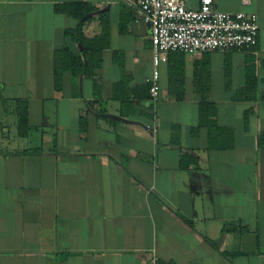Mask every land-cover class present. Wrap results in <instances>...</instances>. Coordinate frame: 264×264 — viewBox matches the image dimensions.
<instances>
[{
	"label": "crops",
	"instance_id": "obj_1",
	"mask_svg": "<svg viewBox=\"0 0 264 264\" xmlns=\"http://www.w3.org/2000/svg\"><path fill=\"white\" fill-rule=\"evenodd\" d=\"M73 3L105 47L56 82ZM214 5L256 15L255 47L160 54L153 105L135 0H0V264H264V0Z\"/></svg>",
	"mask_w": 264,
	"mask_h": 264
},
{
	"label": "built area",
	"instance_id": "obj_2",
	"mask_svg": "<svg viewBox=\"0 0 264 264\" xmlns=\"http://www.w3.org/2000/svg\"><path fill=\"white\" fill-rule=\"evenodd\" d=\"M135 9L151 32L149 98L153 105L160 101V54L250 51L257 42L259 25L254 13L223 12L215 8L214 0H197L195 9L187 7V0H135Z\"/></svg>",
	"mask_w": 264,
	"mask_h": 264
},
{
	"label": "trees",
	"instance_id": "obj_3",
	"mask_svg": "<svg viewBox=\"0 0 264 264\" xmlns=\"http://www.w3.org/2000/svg\"><path fill=\"white\" fill-rule=\"evenodd\" d=\"M58 12L65 13L66 15L79 21L78 25L72 29L63 30L66 46L56 54L54 62V75L56 82L61 79L62 75L69 72L73 76L79 75L82 71L86 74H91L93 68H96L101 63V53L105 44L101 40L86 39L83 35V21L84 17L88 14L83 4H65L56 6ZM80 46V50L77 48ZM152 46V45H151ZM85 57V65L82 61L81 52ZM85 66V70H84ZM254 78L250 77L248 81L249 86H253ZM15 111L17 114V134L20 138L27 137L29 131L28 124V105L23 100L15 102ZM214 113L211 107L202 106L199 110L200 125H205L210 131L216 130L218 133H223L224 130L218 129Z\"/></svg>",
	"mask_w": 264,
	"mask_h": 264
},
{
	"label": "rangeland",
	"instance_id": "obj_4",
	"mask_svg": "<svg viewBox=\"0 0 264 264\" xmlns=\"http://www.w3.org/2000/svg\"><path fill=\"white\" fill-rule=\"evenodd\" d=\"M192 7H194V6H192Z\"/></svg>",
	"mask_w": 264,
	"mask_h": 264
}]
</instances>
